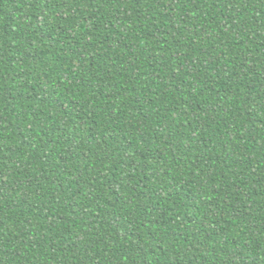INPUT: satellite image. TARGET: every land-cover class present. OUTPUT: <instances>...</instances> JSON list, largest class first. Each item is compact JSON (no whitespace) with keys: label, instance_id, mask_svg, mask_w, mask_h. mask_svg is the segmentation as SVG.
Here are the masks:
<instances>
[{"label":"trees","instance_id":"trees-1","mask_svg":"<svg viewBox=\"0 0 264 264\" xmlns=\"http://www.w3.org/2000/svg\"><path fill=\"white\" fill-rule=\"evenodd\" d=\"M0 264H264V0H0Z\"/></svg>","mask_w":264,"mask_h":264}]
</instances>
